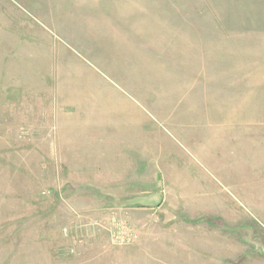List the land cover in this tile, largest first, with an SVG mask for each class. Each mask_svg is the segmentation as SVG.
Listing matches in <instances>:
<instances>
[{"label":"rangeland","instance_id":"374dc122","mask_svg":"<svg viewBox=\"0 0 264 264\" xmlns=\"http://www.w3.org/2000/svg\"><path fill=\"white\" fill-rule=\"evenodd\" d=\"M0 264H264V0H0Z\"/></svg>","mask_w":264,"mask_h":264}]
</instances>
